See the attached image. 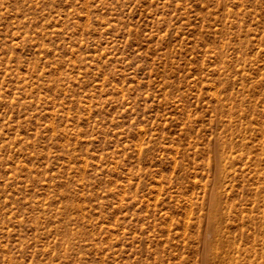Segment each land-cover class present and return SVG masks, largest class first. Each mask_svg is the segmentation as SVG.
<instances>
[{
  "label": "rangeland",
  "instance_id": "1",
  "mask_svg": "<svg viewBox=\"0 0 264 264\" xmlns=\"http://www.w3.org/2000/svg\"><path fill=\"white\" fill-rule=\"evenodd\" d=\"M0 264H264V0H0Z\"/></svg>",
  "mask_w": 264,
  "mask_h": 264
}]
</instances>
